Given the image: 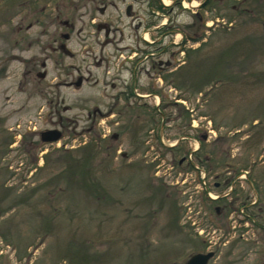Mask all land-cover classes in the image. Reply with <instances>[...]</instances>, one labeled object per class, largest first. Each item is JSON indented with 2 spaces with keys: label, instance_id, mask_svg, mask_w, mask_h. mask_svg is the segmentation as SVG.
<instances>
[{
  "label": "rangeland",
  "instance_id": "1",
  "mask_svg": "<svg viewBox=\"0 0 264 264\" xmlns=\"http://www.w3.org/2000/svg\"><path fill=\"white\" fill-rule=\"evenodd\" d=\"M174 1L0 0V264H183L200 237L216 251L209 264H264V210L257 217V208L245 207L258 198L256 178L264 191V0H223L211 11L201 10L205 0H181L169 12H151L153 2ZM196 12L203 23L189 28ZM104 23L115 40L96 28ZM196 28L201 42L187 38ZM143 37L161 41L160 113L105 117L111 100L104 93H116L102 82L105 64L108 76L116 73L136 58ZM55 40L73 55L49 51ZM43 61L46 80L22 90L24 70L42 72ZM61 73L89 82L48 98L46 85ZM50 100L66 109L62 137L52 144L33 135L56 126ZM95 107L102 111L96 120L89 116ZM202 134L209 135L207 151L215 148L227 166L207 169L197 157L180 163ZM195 164L206 171L207 190L193 182ZM245 171L222 202L208 201L205 191L224 196ZM230 203L216 215V206ZM248 215L255 224L245 223Z\"/></svg>",
  "mask_w": 264,
  "mask_h": 264
},
{
  "label": "flooded vegetation",
  "instance_id": "2",
  "mask_svg": "<svg viewBox=\"0 0 264 264\" xmlns=\"http://www.w3.org/2000/svg\"><path fill=\"white\" fill-rule=\"evenodd\" d=\"M259 3V2H258ZM31 5V4H30ZM259 7V4H257ZM105 6V5H104ZM104 8L101 9V13L104 12ZM262 10H260L259 8L257 9V14L258 16H260V14H262L261 12ZM151 12L158 16V11H152ZM264 13V12H263ZM126 15L130 16V17H134L132 15L131 9L130 7H128L126 9ZM63 25L69 28H73V25L71 23H69L68 21L63 22ZM31 25H29L27 27V30L30 29ZM101 27L104 28L105 30V35L108 37L109 34H113L112 39L115 40V31L108 26L107 24H98L96 25V28L99 30ZM139 25H136L135 28V36L136 39H139ZM155 30H158L157 26H154ZM22 27H18V29L20 30ZM65 34H61L60 37L62 39H64ZM68 39H69V35H68ZM67 39V40H68ZM111 39L112 42H114ZM143 39L145 40V42H143V47H140L139 45H136V47L134 48V50H136V53L133 54V56H135L136 58L133 59V57H129V59L131 60L130 62H128V64L124 63L125 66H121L118 65L117 69H116V73L113 72L110 76H108L109 73V64L108 62H106L105 64V68H107V70L105 71V74L103 75V79L102 82L105 84V86H107L109 84V87L111 88V90L116 91V93L108 95L106 93H104V96H106L108 99L111 100V103H109L108 108L106 109V116H113V112L116 110V114H138L137 117H141V113L142 114H155L157 115L158 113H160V109H159V104L161 103V101H159V96L161 97V89H162V60H161V54H162V49H161V41H156V39L154 41H147L145 37H143ZM118 42V41H117ZM47 49H49V51H53L55 53H58L59 55H68V56H72L73 54L66 48V45L64 43H61L58 40H55L54 45L52 44H48ZM119 52L120 51H125L128 49V47H119L118 48ZM132 49V48H130ZM46 61L49 60V57L46 55L45 56ZM62 62V61H61ZM61 62H55L57 64V66H62ZM26 67H28L26 65ZM40 67L44 69V71L42 72H36L35 71V67L33 68H29V69H25L24 72L22 73V81L20 82V88L23 90L25 88V85H30L32 83V81H34V79L37 80L38 83H42L44 80H46V62L43 61L42 63H40ZM114 69V67H113ZM129 71L130 72V77L128 79L124 78L122 76L123 71ZM59 71H63L62 68L59 69ZM32 74H34V76L36 78H32L30 80L27 79V77L31 76ZM60 75H63V79H58L57 81L51 83L50 85H46V90L45 94L48 95V98H60L61 94H60V88H66V87H75L76 89H79L84 82H89V78L83 77V76H78L75 80L71 79L72 76L71 74H63L61 73ZM144 75L148 78V82H142L141 81V76ZM30 78V77H29ZM52 94H51V93ZM147 98H154L157 100V103L155 104V106H148L147 105ZM123 102L122 104H126L123 107L119 108L118 104H120V102ZM51 104L54 103V105L49 104V108H52V113L54 115L57 116L58 121H56L54 123V126L52 129H48V130H58L61 135H62V128L64 126V123L62 121V117H61V113L62 111L65 112L66 109L65 107L62 108V106H60V101L59 100H55V102L53 100L49 101ZM92 116L93 118H95L96 120V116L97 115H102V111L100 110L99 107H95L92 109L91 112H89V116ZM129 116L127 115V121H129ZM145 117V116H144ZM152 119V118H151ZM153 124H157V122H151ZM116 126H120L119 122L116 123ZM59 128V129H58ZM46 131V130H45ZM10 132H13L12 130H10ZM12 134V133H11ZM39 135V139H40V134L41 132H37V133H33V135ZM106 135H103V138H105ZM110 138H117V134H113ZM41 141V140H40ZM42 142V141H41ZM44 143V142H42ZM50 144V143H49ZM177 148V147H176ZM169 150H172V148H169ZM238 179V176L236 177ZM234 179V181H237V179ZM231 182V178L230 177H225V181L224 184L228 185V183ZM230 195V193H228L225 196H222L220 198L217 199V202H222L223 199H225L226 197H228ZM209 202H215V201H211L208 200ZM254 204V203H253ZM252 204V205H253ZM231 203L230 204H224L223 207H219L216 206L215 207V213L216 215L220 214V212L228 210L231 208ZM247 221H250L251 224H255L254 218L250 219L249 216H247ZM246 221V222H247ZM180 224V222H179ZM181 225V224H180ZM219 240H221V238H219ZM197 244V251L192 253L184 262L183 264H186V262L188 261V259L197 253H209L212 252L213 256L209 259L208 263H210V261L216 257V251L214 249H210L211 245L210 242L211 240L208 239V237H204V238H198L195 241Z\"/></svg>",
  "mask_w": 264,
  "mask_h": 264
},
{
  "label": "trees",
  "instance_id": "3",
  "mask_svg": "<svg viewBox=\"0 0 264 264\" xmlns=\"http://www.w3.org/2000/svg\"><path fill=\"white\" fill-rule=\"evenodd\" d=\"M222 1L223 0H205L200 5V8H201V10H204V11H211L215 7L219 6V4L222 3ZM230 4H229L230 8L232 10H236L238 2L234 1L233 3H230ZM176 6L181 7V0H175L173 2V4L168 6V7H165L163 4H159L158 2H153L152 4H150V8L152 11H157L158 9H160V10H165V11L169 12ZM248 13H249V11H248ZM193 17H194L195 22H194V24L193 23L189 24L188 25L189 28H194L195 24L200 23V21L202 19L201 15L198 12H196L193 15ZM201 23H203V22L201 21ZM162 28L165 29V25ZM176 32H177L176 30H171L170 32H167V33L173 34ZM204 37H205L204 32L198 33L197 28H196L194 31V34L187 37V38L191 39V41H193V42H201L204 39ZM185 38L182 42H185L187 40ZM200 142H201L200 149L196 153L197 161L200 165L206 167L207 169L218 168L219 166H227L226 162L224 161V158H217V152H216L215 148L211 152H208L206 141L201 139ZM92 146H94V145H92ZM172 150H173V148H172ZM203 151L205 152L204 154L202 153ZM201 153L203 155V158L200 157ZM221 153H223V151H221ZM75 175H77L76 176V178H77L79 176V172H76V170L70 172V177L75 178ZM256 180H257V182L254 181L255 183L254 182L252 183V187L257 191V195H258L257 196L258 198L256 199V202H255L256 204L254 203L253 205H245V207L247 208V210L252 211V213L254 212L253 209L257 208L254 215H256L257 217H260V216H262V212L264 210V191H261V186L259 185L258 178H256ZM249 182H251V181H249ZM165 191L167 192V190H165ZM53 193L55 194L57 192L54 191ZM242 205H244V204H242ZM248 216L250 219L253 218V215L252 216L248 215ZM180 218H181V215H179L178 221H180Z\"/></svg>",
  "mask_w": 264,
  "mask_h": 264
},
{
  "label": "water",
  "instance_id": "4",
  "mask_svg": "<svg viewBox=\"0 0 264 264\" xmlns=\"http://www.w3.org/2000/svg\"><path fill=\"white\" fill-rule=\"evenodd\" d=\"M64 40L68 39V34H65ZM61 133L58 130H46L40 134V140L44 143H55L61 138ZM201 139L205 140L206 135H201ZM213 256L212 252L209 253H197L192 255L186 264H207L209 259Z\"/></svg>",
  "mask_w": 264,
  "mask_h": 264
},
{
  "label": "built area",
  "instance_id": "5",
  "mask_svg": "<svg viewBox=\"0 0 264 264\" xmlns=\"http://www.w3.org/2000/svg\"><path fill=\"white\" fill-rule=\"evenodd\" d=\"M193 122H195V121H193ZM208 125H210V122L208 123ZM198 147H199V144H198V142L196 140H193L190 143L191 152L187 156V161H191L192 160L193 154L197 151ZM195 173H197V176L193 178V182L195 183V185L197 184L198 187L201 190L206 189L207 188V183H206V174H205V172L202 169H200L198 166H195ZM244 174L246 175V173H243V174H241V177L244 178L245 177ZM173 185H175V183ZM207 196H209L210 198H213V199L218 197V195H214L210 191H207ZM191 224H195V221H193ZM200 231H202V230H200Z\"/></svg>",
  "mask_w": 264,
  "mask_h": 264
}]
</instances>
